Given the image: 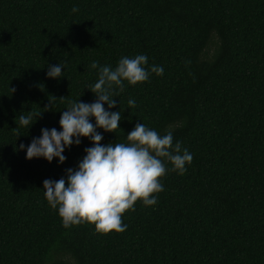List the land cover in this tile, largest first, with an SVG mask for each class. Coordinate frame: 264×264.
I'll return each mask as SVG.
<instances>
[{"label":"trees","instance_id":"obj_1","mask_svg":"<svg viewBox=\"0 0 264 264\" xmlns=\"http://www.w3.org/2000/svg\"><path fill=\"white\" fill-rule=\"evenodd\" d=\"M138 54L163 74L124 81L110 109L120 128H98L101 144L127 143L144 123L193 160L183 175L165 161L157 204L138 200L124 232L64 228L43 181L66 178L92 142L65 148L63 164L28 160L27 146L62 130L69 101L94 102L92 61ZM58 63L62 76L48 78ZM28 111L43 112L20 127ZM0 264H264V0H0Z\"/></svg>","mask_w":264,"mask_h":264},{"label":"clouds","instance_id":"obj_2","mask_svg":"<svg viewBox=\"0 0 264 264\" xmlns=\"http://www.w3.org/2000/svg\"><path fill=\"white\" fill-rule=\"evenodd\" d=\"M71 11L76 13L79 7L74 5ZM147 64L148 57L144 54L133 58L124 56L115 68L92 61L90 68L97 70L98 79L87 89L95 95L94 102L69 101L59 119L62 130L42 128L40 137L33 138L27 146L26 159L43 157L51 163L58 158L63 164L66 161L63 155L65 148L73 144L79 146L81 137L92 142V147L84 149L86 155L77 169L66 170V178L43 181L47 202L52 209H58L64 228L89 223L98 233L124 232L127 225L123 223L122 216L126 211H134L138 200L145 206L157 204L154 194L164 191L161 178L168 171L165 161L171 163V170L180 175L186 172V164H191L193 155L182 146V142L173 144L171 131L160 135L144 123H137L127 134V143L101 144L103 135L97 132L98 128L105 132H115L120 128L121 111L110 109L117 106L114 98L124 91V81L134 86L147 81L151 73L163 74L162 66L146 68ZM63 70L64 65L58 63L49 66L46 75L52 79L60 78ZM10 91L14 93L15 89ZM128 105L135 107V100L129 99ZM49 110L47 107L44 109ZM42 112L28 111L19 115V126L30 128L34 116L36 121ZM90 118L95 119V124L90 122ZM12 130L18 138L17 127ZM23 149L25 145L21 143L19 150Z\"/></svg>","mask_w":264,"mask_h":264}]
</instances>
